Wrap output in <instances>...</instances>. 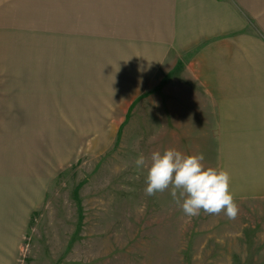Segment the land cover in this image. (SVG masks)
I'll list each match as a JSON object with an SVG mask.
<instances>
[{"label":"rangeland","instance_id":"374dc122","mask_svg":"<svg viewBox=\"0 0 264 264\" xmlns=\"http://www.w3.org/2000/svg\"><path fill=\"white\" fill-rule=\"evenodd\" d=\"M145 3L0 0V99L30 104L0 103L29 116H0V264H264V200L188 218L144 193L139 154L219 153L185 57L143 48Z\"/></svg>","mask_w":264,"mask_h":264},{"label":"crops","instance_id":"0c3cea01","mask_svg":"<svg viewBox=\"0 0 264 264\" xmlns=\"http://www.w3.org/2000/svg\"><path fill=\"white\" fill-rule=\"evenodd\" d=\"M145 1L143 48L160 56L158 65L168 54L185 57L213 111L218 170L230 173L234 197L264 200V0ZM0 103L30 106L20 96ZM7 113L0 116L29 117Z\"/></svg>","mask_w":264,"mask_h":264},{"label":"clouds","instance_id":"9594fccd","mask_svg":"<svg viewBox=\"0 0 264 264\" xmlns=\"http://www.w3.org/2000/svg\"><path fill=\"white\" fill-rule=\"evenodd\" d=\"M202 153L185 154L176 148L153 151L149 157L139 154L134 161L138 171H145L144 193L155 196L170 191L173 201L188 218L224 214L235 219L239 206L230 191L227 170L205 167Z\"/></svg>","mask_w":264,"mask_h":264}]
</instances>
